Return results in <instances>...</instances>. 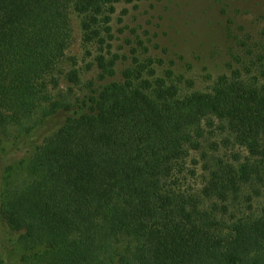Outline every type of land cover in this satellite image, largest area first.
Here are the masks:
<instances>
[{
  "label": "trees",
  "instance_id": "1",
  "mask_svg": "<svg viewBox=\"0 0 264 264\" xmlns=\"http://www.w3.org/2000/svg\"><path fill=\"white\" fill-rule=\"evenodd\" d=\"M120 1L0 0V145L34 148L20 181L9 164L0 187L11 264H264L261 52L243 43L201 91L174 60L134 56L83 96L48 93L71 12L98 78L116 75L104 49ZM64 78L81 83L77 69Z\"/></svg>",
  "mask_w": 264,
  "mask_h": 264
},
{
  "label": "rangeland",
  "instance_id": "2",
  "mask_svg": "<svg viewBox=\"0 0 264 264\" xmlns=\"http://www.w3.org/2000/svg\"><path fill=\"white\" fill-rule=\"evenodd\" d=\"M110 16L111 39L104 52L118 58L116 75L98 78L94 60L98 49L84 47L79 18L71 12L72 40L52 77L57 85L48 78L52 97L60 93L83 96L118 80L134 56L163 59L166 65L174 60L176 72L200 91L236 66L243 43L246 49L264 56V0H122L114 5ZM71 69L79 72V86H72L64 78ZM60 119V115L49 119L46 130L56 128ZM33 149H16L7 141L0 145V187L9 164L13 170L7 173L8 180L12 184L20 181ZM14 240L0 222V264L17 262L20 249Z\"/></svg>",
  "mask_w": 264,
  "mask_h": 264
}]
</instances>
